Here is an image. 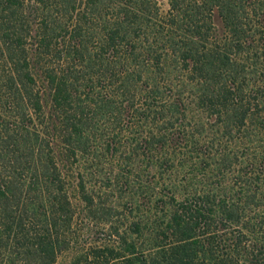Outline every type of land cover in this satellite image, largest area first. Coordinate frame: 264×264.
I'll return each mask as SVG.
<instances>
[{"label": "trees", "instance_id": "16d2710c", "mask_svg": "<svg viewBox=\"0 0 264 264\" xmlns=\"http://www.w3.org/2000/svg\"><path fill=\"white\" fill-rule=\"evenodd\" d=\"M167 6L0 0V264H264V0Z\"/></svg>", "mask_w": 264, "mask_h": 264}, {"label": "rangeland", "instance_id": "374dc122", "mask_svg": "<svg viewBox=\"0 0 264 264\" xmlns=\"http://www.w3.org/2000/svg\"><path fill=\"white\" fill-rule=\"evenodd\" d=\"M157 2H158V5H159L160 9L163 12L167 10V7H168L167 6V0H157ZM216 23H217V21H216ZM57 264H63L62 259H60Z\"/></svg>", "mask_w": 264, "mask_h": 264}]
</instances>
